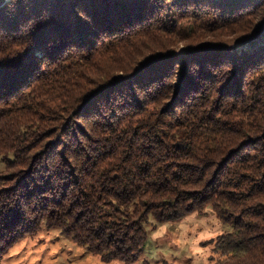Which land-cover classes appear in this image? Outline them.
Returning <instances> with one entry per match:
<instances>
[{
  "label": "trees",
  "instance_id": "obj_1",
  "mask_svg": "<svg viewBox=\"0 0 264 264\" xmlns=\"http://www.w3.org/2000/svg\"><path fill=\"white\" fill-rule=\"evenodd\" d=\"M263 21L264 0H0V261L46 224L135 264L148 222L210 207L232 226L210 264H264V44L234 46Z\"/></svg>",
  "mask_w": 264,
  "mask_h": 264
},
{
  "label": "rangeland",
  "instance_id": "obj_2",
  "mask_svg": "<svg viewBox=\"0 0 264 264\" xmlns=\"http://www.w3.org/2000/svg\"><path fill=\"white\" fill-rule=\"evenodd\" d=\"M177 37L180 38L179 36ZM178 38L177 40H179ZM261 38H263L262 35ZM172 39V36L165 35V33L160 31L156 33V36L152 35L150 39L142 40L144 42L141 44V46L143 45L141 48L145 55L147 47L149 49L155 47L163 48L164 41L166 40L167 43H170ZM257 41H262V44H264V39L257 37L255 39H246L244 42L237 41L234 46L248 49L251 48L253 43L255 45ZM183 45L185 44L182 43L177 47L180 48ZM180 52L182 51H178V53ZM40 53L41 51L37 52L38 55ZM138 54V50H136L126 55H135V58L139 59L142 55ZM175 56L178 57V55ZM125 58L127 56H124ZM54 137L45 139V141L51 142ZM36 151H39V148H36L33 153ZM3 168L4 164L2 159H0V174ZM13 174H10L8 178H4L6 180L11 179ZM0 194H3V191ZM52 206L53 204H50L48 208L50 209ZM53 210L55 209L53 208ZM231 228V225L220 221L210 207L204 208L202 212H191L177 220L148 222L146 224L147 235L144 250L135 264H140L142 260L149 261L150 264H210V257L214 254V242L218 235L228 232ZM0 264L127 263L119 260H112L108 263L103 262L98 254L88 252L83 246L77 245L69 237L61 233L58 228H49L46 224H42L39 227L38 224L30 232L24 233V236L11 246L9 253L0 261Z\"/></svg>",
  "mask_w": 264,
  "mask_h": 264
}]
</instances>
